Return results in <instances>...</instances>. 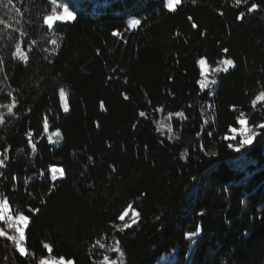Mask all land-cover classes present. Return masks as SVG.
<instances>
[{
  "label": "trees",
  "instance_id": "trees-1",
  "mask_svg": "<svg viewBox=\"0 0 264 264\" xmlns=\"http://www.w3.org/2000/svg\"><path fill=\"white\" fill-rule=\"evenodd\" d=\"M252 2L260 7L248 13ZM58 3H68L76 19L48 29L43 15L51 11L50 0H0V97L11 91L19 101L16 116L0 109V153L7 149L9 157L0 168V193L14 208L39 209L26 230L32 255L21 257L0 238V264H37L48 255L42 242L75 264H100L104 255L115 258L108 248L116 240L124 264H156L164 254L165 264H264V133L239 152L228 148L238 140L223 139L230 124L238 127L241 112L249 128L264 122V105H251L264 90V0L239 6L235 0H181L171 13L161 0ZM240 11L245 17L237 21ZM133 17L141 26L125 31ZM52 39L59 45L55 54ZM17 42L29 62L12 56ZM200 57L209 66L230 58L235 66L215 73L217 83L202 92L195 84ZM61 86L68 112L60 107ZM178 111L183 118L165 119ZM45 114L49 131H61L56 143L38 134ZM161 119L171 124V139L166 129L156 131L153 121ZM29 129L35 153L27 144ZM50 165L64 169V177L41 176ZM129 203L140 219L119 232L112 223ZM197 225V236L185 235Z\"/></svg>",
  "mask_w": 264,
  "mask_h": 264
},
{
  "label": "snow or ice",
  "instance_id": "snow-or-ice-1",
  "mask_svg": "<svg viewBox=\"0 0 264 264\" xmlns=\"http://www.w3.org/2000/svg\"><path fill=\"white\" fill-rule=\"evenodd\" d=\"M8 4L12 3V0H7ZM51 2V11L47 12L43 15V23L47 26L48 29H53L55 22H72L76 19V15L73 11L70 10L68 3H58V0H50ZM181 0H161V8L167 9L168 12H175L177 10V6L180 5ZM193 3H195V0H193ZM235 3L237 6H239L241 3L248 5L249 0H235ZM260 5L256 2H252L249 7H247V12L252 13L254 10L258 9ZM11 12V9L9 10ZM220 15H223V12L220 13ZM245 17V13L243 11H240L235 19L237 21H242ZM189 21H192V17H188ZM5 21L3 19H0V24H4ZM141 26V20L137 18H131L127 22V27L125 31H130L133 29H137ZM191 27L193 29H197L199 26L192 22ZM23 35V33H22ZM114 37H120L123 39V35L118 30H113L111 33ZM200 35L203 37L205 35L204 31H200ZM50 44L53 46V54H55V49L59 47L57 40L52 39L50 40ZM47 51V49L45 50ZM228 49L224 48L222 49L223 53H228ZM97 54L99 53V50H97ZM12 56L15 57L18 61L23 62H29L30 61V55L29 53L25 52L22 47L21 43L17 42L15 45V51L12 52ZM196 63L199 65V78L195 80V84L199 86V89L203 92L206 89H210L212 85H215L217 83L216 78H209V66L206 62L205 57H200ZM3 64V61L0 60V65ZM234 61L230 58H222L219 59L216 62V66L214 68H211L210 71L213 73H226L229 71L230 67H234ZM110 79V77H109ZM171 79V77H169ZM3 90L0 89V92ZM58 95L60 100V107L63 109L64 112L69 111V104L67 101V93L63 86L59 87L58 89ZM124 96V99L127 100L129 97L126 94H122ZM0 99H3L7 101L6 103H0V109H6L7 113L11 116H16L17 113L14 111L16 109L17 104L19 103L17 96L13 95L11 91L7 93V96L0 97ZM264 105V90L259 91L255 94V96L251 99V105L253 108H256L257 105ZM104 105L101 103V108H103ZM234 108V106H233ZM155 111L160 112L163 111L162 108H157ZM140 117H145L146 113L144 111L139 112ZM176 116V117H184L183 111H178L175 113H168V117H165V119H168L169 117ZM5 123V116L3 112H0V125ZM153 123L156 126V131L161 133V135L164 134L165 129L167 130V133H169V139L172 138L171 133L173 131L171 124H166L163 122V120H154ZM234 124H238L239 127L234 126L233 124H230L228 126V131L231 133V135H225L223 139L225 140H232L236 141L238 140V143H228V148L232 149L236 152H239L241 149L245 148L247 145H251L253 143L254 138H256L260 133H264V122L258 123L254 125V127L249 128L246 127V120L244 119V113L241 112L239 116L236 118V121ZM50 126V118L47 114H45L42 118V128L43 132L40 133L38 129V134H47V139L50 144L56 143L59 141L61 137V131L59 128H57L55 131H49ZM136 125H133V128H135ZM238 134V135H237ZM197 137L200 136V132L196 133ZM209 136L213 135V133L209 132ZM25 136L27 139V144L31 146V150L33 153L37 151V146L34 143L35 136L33 135V132L31 129H29ZM163 143V141H161ZM200 150L203 151V146L200 147ZM7 149L4 150V153H0V168H5L7 166L9 157L7 155ZM20 151H23L21 149ZM187 150L180 153V159H185ZM89 160H92V157H88ZM114 172L116 171L115 168L112 169ZM50 172V180L53 182H56L59 177H64L65 172L64 169L56 167L55 165H50L49 169L42 172L41 176L48 178ZM2 175V173H0ZM13 181L17 179V177L14 175L11 178ZM27 183V181H25ZM15 187V185H13ZM54 185L52 187L48 188V191L51 193L53 191ZM30 195V194H29ZM12 198L10 196H6L3 193H0V223L6 224L7 229H12L14 232L12 234H9L8 231H6L3 227H0V238H5L7 241H11L14 250L19 253L21 257H29L32 255L29 253L28 249L25 247V241H26V230L30 229V223L31 219L33 217V214H38L39 209L35 208H27L24 209L23 207L14 208L12 205ZM41 203H45L44 200H41ZM243 204L244 201H241ZM131 215L130 222H125L126 217ZM140 219V213H138L133 205L129 203L126 207L123 208L122 211L119 212V215L114 218V221L112 223V227L114 229H118L119 232H123L125 229H131L133 225H136L138 220ZM157 220L160 219V217H156ZM119 222H123L122 224ZM201 232L200 225H197L195 228V231H190L185 233L188 237H195L198 233ZM96 244L99 246V248L103 249L105 248V244L101 243L99 240L96 241ZM42 248L43 250H46L48 255L44 256L41 255L38 259L37 264H75V261L72 258H67L64 255L60 256H54L52 255L54 249L53 246L48 242H42ZM109 252H112L115 254V258H110L108 255H104L103 259L100 261V264H124V256L125 252L122 250L121 242L119 240L115 241L114 246H111L108 248ZM95 264V262H94Z\"/></svg>",
  "mask_w": 264,
  "mask_h": 264
},
{
  "label": "rangeland",
  "instance_id": "rangeland-1",
  "mask_svg": "<svg viewBox=\"0 0 264 264\" xmlns=\"http://www.w3.org/2000/svg\"><path fill=\"white\" fill-rule=\"evenodd\" d=\"M208 66H209V65H208ZM215 66H216V65H215ZM215 66H209V78H213V77H214L215 73L211 72L210 69H211V68H214ZM161 120H163V119H161ZM164 123H165V122H164ZM245 126L247 127V124H245ZM238 127H239V125H238ZM230 135H231V134H230ZM230 135H229V136H230ZM237 135H238V134H237ZM130 220H131V215H129V216L126 217L125 222H130ZM0 227H3L6 231L9 232V234H12V233L14 232V230H12V229H7V225H6V224L0 223ZM111 246H114V243H110L109 247H111ZM168 260H169V256H168V254H164V255L161 257V259H160L156 264H165V263H167Z\"/></svg>",
  "mask_w": 264,
  "mask_h": 264
}]
</instances>
